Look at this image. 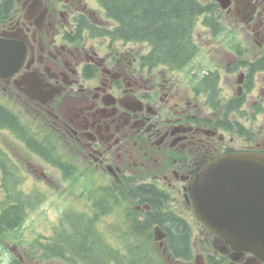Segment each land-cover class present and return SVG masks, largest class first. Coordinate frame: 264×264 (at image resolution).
<instances>
[{"label": "flooded vegetation", "instance_id": "1", "mask_svg": "<svg viewBox=\"0 0 264 264\" xmlns=\"http://www.w3.org/2000/svg\"><path fill=\"white\" fill-rule=\"evenodd\" d=\"M195 1L183 58L174 60L151 38L120 32L106 0H0V105L22 107L33 132L55 145L57 165L43 161L82 186L85 201L68 200L66 188L56 197L97 216L85 229L106 264H264L206 227L192 197L214 161L264 153V0ZM68 210L52 229L61 237L72 231ZM177 223L188 232L185 256L172 249ZM67 245L65 236L57 253L31 263L83 264Z\"/></svg>", "mask_w": 264, "mask_h": 264}, {"label": "trees", "instance_id": "2", "mask_svg": "<svg viewBox=\"0 0 264 264\" xmlns=\"http://www.w3.org/2000/svg\"><path fill=\"white\" fill-rule=\"evenodd\" d=\"M106 1L112 5L114 16L122 23L120 32L130 35L136 40L149 37L156 46L165 50L169 59L183 58L186 46V28L189 26L191 15L200 10L195 0ZM0 129L11 131L28 150L39 155L43 160L57 165L52 162L58 161V157L53 155L52 150V148H56L55 145L51 142L44 144L43 138L33 132L27 121L11 110H7L3 105H0ZM19 170V165H15L14 159L0 147V171L3 174L0 176L6 178L4 184L0 186L1 191L4 192V195H0V247L11 239L12 234H15L16 238H20V230L29 216V211L36 206V199H32V196L22 189L23 177L19 176V173L16 174ZM11 177H16V184L11 181ZM131 198H134L133 194ZM151 199L154 203L159 201L157 196L151 197ZM96 220L97 216L87 218L83 214H76L73 209H69L65 225L72 226V231H65L67 233L66 235L64 233L63 237L59 231H55L51 244L46 245V241L38 240L33 245L35 247L31 249L40 251L41 254L37 257L43 259L48 257V251L51 249H55L57 253L60 243L62 244L66 236L68 248L74 247L78 249V253H82L80 256L85 260L83 264H106L101 256L98 257L95 254L97 250L91 244L93 241L91 233L85 229L87 226L85 224H94ZM61 224L62 220L59 225ZM146 224H149V221ZM170 236L177 245L172 248L174 253L178 256H185L188 232L180 223H177L176 232H172ZM55 256L58 257V255ZM15 264H19V262Z\"/></svg>", "mask_w": 264, "mask_h": 264}, {"label": "water", "instance_id": "3", "mask_svg": "<svg viewBox=\"0 0 264 264\" xmlns=\"http://www.w3.org/2000/svg\"><path fill=\"white\" fill-rule=\"evenodd\" d=\"M192 197L206 227L264 261V153H235L214 161L196 178Z\"/></svg>", "mask_w": 264, "mask_h": 264}, {"label": "rangeland", "instance_id": "4", "mask_svg": "<svg viewBox=\"0 0 264 264\" xmlns=\"http://www.w3.org/2000/svg\"><path fill=\"white\" fill-rule=\"evenodd\" d=\"M0 99L5 100L1 94V90ZM14 111L17 112L24 121L30 122L34 118L30 113L22 109V107H17ZM37 124L40 126L39 122H37ZM35 126L36 123L34 124V127ZM10 132L11 131L9 130L0 129V147L14 159V163H18L20 170L17 171L16 174L19 173L18 175L23 177L24 185L22 189L24 192L30 193L37 190L41 193L38 196L42 199L36 200V206L34 205L35 208L30 209L29 216L20 230V238H16L15 234H12L11 239L4 242L0 247V264H12L11 259L14 257L16 259L22 258L23 260L20 261L22 264H35V262L31 263L32 259L41 258L37 257L41 252L31 249L35 247L33 246L34 243L38 240L47 241L53 233V227L60 224L61 217L65 213V210L70 208L68 205H62V203L59 202L60 199L58 201V198L56 197L59 195L58 192L64 191L65 193L66 188V196L68 200H74L81 205H83L85 200L80 201L82 186L78 185L72 187L68 182L64 183L62 181V173L58 169L53 168L51 165L43 161L41 157L28 150L24 143ZM29 163L35 164L43 169V171L54 179V182L46 185L43 182H40L39 179L37 180V177L29 173ZM0 173V175H3L1 171ZM12 178L13 177H11V180ZM3 179L6 178L3 176ZM0 186H2V181H0ZM45 190H48L50 193V197L46 199L42 197L43 193L46 192ZM0 195H4L3 190L1 191V189ZM84 199L87 198L85 197ZM82 210H86V207L82 208ZM108 220L112 221L109 225H112L115 221V219L110 218ZM103 222L106 224V220H103Z\"/></svg>", "mask_w": 264, "mask_h": 264}]
</instances>
